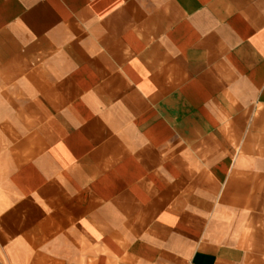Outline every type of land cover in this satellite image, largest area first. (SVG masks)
I'll list each match as a JSON object with an SVG mask.
<instances>
[{
    "label": "crops",
    "instance_id": "1",
    "mask_svg": "<svg viewBox=\"0 0 264 264\" xmlns=\"http://www.w3.org/2000/svg\"><path fill=\"white\" fill-rule=\"evenodd\" d=\"M0 264H264V0H0Z\"/></svg>",
    "mask_w": 264,
    "mask_h": 264
}]
</instances>
